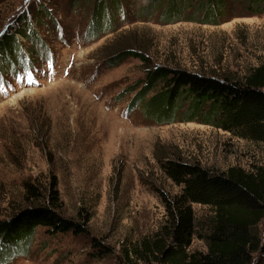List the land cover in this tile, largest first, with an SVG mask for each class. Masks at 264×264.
<instances>
[{"label":"rangeland","instance_id":"374dc122","mask_svg":"<svg viewBox=\"0 0 264 264\" xmlns=\"http://www.w3.org/2000/svg\"><path fill=\"white\" fill-rule=\"evenodd\" d=\"M72 2L0 0V33L21 17L23 36L8 32L19 41L14 55H24L14 61L18 73L0 83V218L35 203L26 199L25 183L45 189L55 177L61 215L79 224L89 215L86 232L49 234L37 227L25 253L2 264H125V250L132 264H142L133 250L154 240L167 217L159 193L180 191L163 172V161L178 158L219 172L264 167L260 141L200 117L161 123L146 115L145 102L160 81L142 102H131L157 66L242 78L264 60V12L249 11L243 0H225L228 11L218 21H200L199 11V19L166 22L135 16L147 0H124L127 18H115L116 27L95 36V0ZM43 8L50 16L33 17ZM36 34L42 57L41 50L29 49ZM191 209L189 250L206 252L213 211L195 202ZM256 230L264 238V218Z\"/></svg>","mask_w":264,"mask_h":264},{"label":"trees","instance_id":"16d2710c","mask_svg":"<svg viewBox=\"0 0 264 264\" xmlns=\"http://www.w3.org/2000/svg\"><path fill=\"white\" fill-rule=\"evenodd\" d=\"M243 1L249 11L264 12V0ZM77 2L73 0L72 4L76 6ZM195 6L193 0H147L136 10L135 16L148 19L157 16L159 21L166 22L180 18L195 20L201 11L200 21L215 22L228 11L225 0H199ZM191 7L193 11L185 13ZM127 12L124 0H95L90 30L95 36L110 32L117 26L113 20L126 17ZM34 13L33 17L39 14L40 19L41 16H50L45 8ZM40 19L38 22L43 24ZM21 20L19 17L9 28L23 36L19 30ZM52 22L53 18L50 19ZM9 28L0 35V83L8 74L12 77L18 73V66L14 63L16 56L24 58L22 52L14 55L12 50L19 41L8 32ZM36 36L30 41L29 49L32 53L41 50L42 57L45 48L39 47L41 39ZM127 53L135 55L134 51ZM157 81L161 84L155 94L157 100L152 102L155 95L151 96L143 108V112L156 117L157 122L188 121L200 117L201 121L234 136L264 144V60L242 78L157 66L147 71L145 86L140 95L132 99L133 106L143 101V93L157 87ZM184 104L187 108L178 112ZM161 168L180 186V191L173 196L159 193L167 217L154 240L143 241L133 250L135 256L143 260L142 264H264V238L256 233L257 224L264 218V167L249 172L231 166L219 172L177 158L163 161ZM56 185L55 177L45 189L32 182L24 184L26 199L35 203L0 218V264L11 255L24 254L37 227L45 228L49 234L86 232L90 216H84L80 224L64 218L60 213ZM192 202L209 205L213 211L209 231L204 236L206 252L189 250L194 232ZM256 252L258 262L254 261ZM130 254L131 251H124L125 264H132Z\"/></svg>","mask_w":264,"mask_h":264},{"label":"snow or ice","instance_id":"6c2138e0","mask_svg":"<svg viewBox=\"0 0 264 264\" xmlns=\"http://www.w3.org/2000/svg\"><path fill=\"white\" fill-rule=\"evenodd\" d=\"M3 33H0V35H2Z\"/></svg>","mask_w":264,"mask_h":264}]
</instances>
